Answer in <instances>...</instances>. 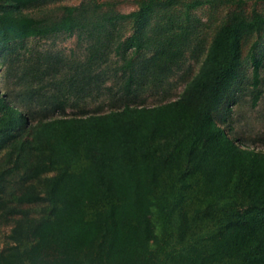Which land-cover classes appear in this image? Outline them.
Masks as SVG:
<instances>
[{
    "label": "trees",
    "instance_id": "obj_1",
    "mask_svg": "<svg viewBox=\"0 0 264 264\" xmlns=\"http://www.w3.org/2000/svg\"><path fill=\"white\" fill-rule=\"evenodd\" d=\"M10 1L25 8L39 0ZM150 6L122 18L144 22ZM79 12L78 7H66L59 18L44 22L0 13V47L50 32H72L83 25ZM187 29L158 26L153 42L144 39L146 34L133 36L131 46H145L153 55L137 63L138 76L130 75L127 83L139 90L146 83L165 81L183 54ZM248 33L260 40L264 17L255 13L249 20L222 26L203 50L199 72L176 100L41 122L33 135L36 183L25 187L17 201L44 199L51 205L49 217L33 219L17 212L22 216L10 232V245L0 253V264H264V153L241 146L211 118L238 77L244 62L242 37ZM256 47L250 58L253 105L260 95L264 60ZM47 71L54 73L53 67ZM91 73H75L76 91L91 84L100 88V74ZM7 97L0 98V121L15 129ZM18 115L24 123L29 120L22 111ZM75 166L79 168L73 170ZM183 169L198 176L203 198L237 181L247 208L217 217L213 234L198 239V246L190 244L191 224L182 216L177 227L181 246L161 259L151 248L159 238L152 220L153 195L163 175Z\"/></svg>",
    "mask_w": 264,
    "mask_h": 264
},
{
    "label": "rangeland",
    "instance_id": "obj_2",
    "mask_svg": "<svg viewBox=\"0 0 264 264\" xmlns=\"http://www.w3.org/2000/svg\"><path fill=\"white\" fill-rule=\"evenodd\" d=\"M148 4L151 6L146 21L122 18ZM66 7L80 8L79 13L84 16L79 20L82 27L0 47V98L8 95L7 104L16 122V128L10 129L8 122L0 121V253L10 245V232L22 216L17 212L33 219L49 217L51 205L46 200L30 204L17 201L25 187L36 183L33 169L37 151L33 135L41 122L61 116L107 113L124 105L152 107L176 100L199 72L201 54L222 26L249 20L255 13L264 17V0H39L25 8L14 6L10 0H0V13L29 16L41 22L59 18ZM169 24L188 28V41L182 45L178 66H172V72L161 84L146 83L138 90L134 83H127L128 77L137 78V63L151 57L153 51L145 46L137 50L130 39L146 34L144 39L153 42V29ZM255 45L260 58L264 53V36L259 40L255 33L243 35L244 62L211 118L241 146L264 153V60L255 105L251 93L250 58ZM49 67H53V74L47 71ZM88 69L92 75L100 74L97 80L100 88L91 84L78 92L73 77L76 72ZM19 111L27 114L26 123L19 117ZM78 168L75 166L73 170ZM198 181V176L187 169L161 178L153 195L152 214L159 238L151 245L161 259L181 246L177 227L182 216H187L191 224L190 244L198 246V239L205 241L213 234L217 217L230 210L247 208L236 180L225 191L208 198L201 197Z\"/></svg>",
    "mask_w": 264,
    "mask_h": 264
}]
</instances>
